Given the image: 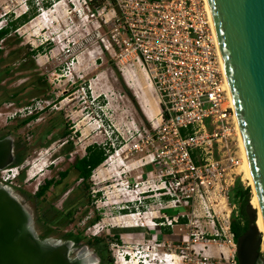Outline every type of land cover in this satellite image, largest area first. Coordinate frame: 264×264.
<instances>
[{
	"label": "rangeland",
	"instance_id": "374dc122",
	"mask_svg": "<svg viewBox=\"0 0 264 264\" xmlns=\"http://www.w3.org/2000/svg\"><path fill=\"white\" fill-rule=\"evenodd\" d=\"M28 1L34 16L0 40V69L9 67L0 77V111L47 106L24 124H19L23 118L19 115L6 120L0 116V136L8 135L24 147V167L15 180L18 186L9 187L26 198L35 233L59 239L70 232L73 241L86 242L93 236L87 229L93 226L99 242L88 245V250L101 248L110 256V264H114L112 254L126 252L129 264L134 260L136 264H161L168 255L163 264H231L234 242L228 231L218 226L214 231L206 218L198 216V210L182 201L173 204L162 195L157 198L158 170L151 164L141 165L140 159L154 151L156 142L143 152L127 149L129 144L141 143L139 133L149 127L142 108L154 114L155 96L141 72L126 83L106 52L105 11L92 16L101 0H0V26L8 14L25 11ZM38 46L42 48L29 54ZM29 81L39 86L33 88ZM105 142L111 149L105 150L106 161L86 181H80L70 169L71 163L85 146L106 148ZM242 165L235 169V179L250 191ZM64 169L68 172L59 184L51 185L41 197H33L36 183L57 179V172ZM63 184L68 189L61 191ZM75 188H81L84 202L71 207L68 223L57 227L36 220L49 207L64 213L62 202ZM93 190L98 196L89 204ZM181 214L184 221L178 219ZM131 228L141 229L121 231ZM116 230L119 234L112 235ZM208 231L215 235L199 234ZM259 253L264 262L262 245Z\"/></svg>",
	"mask_w": 264,
	"mask_h": 264
},
{
	"label": "built area",
	"instance_id": "2783aa9c",
	"mask_svg": "<svg viewBox=\"0 0 264 264\" xmlns=\"http://www.w3.org/2000/svg\"><path fill=\"white\" fill-rule=\"evenodd\" d=\"M103 11L104 48L123 80L128 83L141 72L155 96L156 112L146 119L149 127L139 133L141 143L127 149L143 152L155 141L154 151L140 159L141 165L158 170L157 198L162 195L173 204L182 201L198 210L214 231L217 226L228 231L235 213L228 191L241 164L240 149L206 0H101L92 16ZM46 106L25 105L11 113L0 111V116L26 118ZM23 167L22 160L0 169V183L18 186L15 180ZM93 228L87 230L94 236ZM125 256L127 252L112 254L113 263L127 264Z\"/></svg>",
	"mask_w": 264,
	"mask_h": 264
},
{
	"label": "water",
	"instance_id": "95a60500",
	"mask_svg": "<svg viewBox=\"0 0 264 264\" xmlns=\"http://www.w3.org/2000/svg\"><path fill=\"white\" fill-rule=\"evenodd\" d=\"M206 3L264 231V0ZM12 162L13 140L5 135L0 137V169ZM243 212L246 229L235 238L234 253L236 264H251L261 233L249 199ZM31 223L30 210L0 183V264H96L92 254L71 258L68 239L39 238Z\"/></svg>",
	"mask_w": 264,
	"mask_h": 264
},
{
	"label": "trees",
	"instance_id": "16d2710c",
	"mask_svg": "<svg viewBox=\"0 0 264 264\" xmlns=\"http://www.w3.org/2000/svg\"><path fill=\"white\" fill-rule=\"evenodd\" d=\"M31 3V4H30ZM45 3V2H44ZM26 6V10L17 14L12 15L8 14L4 18V23L0 26V40L4 41L6 37L9 35V33L13 32L17 29L20 25L26 23L29 21L33 16V6L32 2L28 1ZM43 5V1L41 3ZM45 5V4H44ZM42 46H38L36 49H30L29 54H34L35 51H38L41 49ZM9 67H4L0 69V77L7 73ZM27 84H31L33 88L38 87L39 85L36 84L34 81H29ZM35 117V114H32L26 118H23L19 121V124H24L27 121L33 119ZM49 131V128L46 129L42 135L47 134ZM64 132H61L63 134ZM106 148L100 145H87L85 146L84 150L86 152V156L76 158L70 165V169L75 171L76 177L80 181H86L91 171L97 166H100L106 161V152L110 151L109 145L105 142L104 143ZM106 150V152H105ZM24 153V147L21 143H19L18 140L13 141V162L12 164H16L21 161ZM105 159V160H104ZM103 161V162H102ZM96 167V168H97ZM68 170L64 169L62 171L57 172V179L47 178L44 179L41 184H39L36 188V190L33 192V197L38 198L41 197L45 191L51 186V185H57L60 183V181L65 178L67 175ZM83 185V184H82ZM87 186V184L83 185V187ZM86 188V187H85ZM68 189L66 187V184H63L60 188L61 191H64ZM68 196H66L65 200L63 201V206L65 208L64 213H60L58 211H55L53 208L49 207V209H43L40 212V215L37 216V221H39L42 224H53L57 227L63 226L66 223H68L72 219V206L74 204L82 203L84 202L83 194L81 193V188H75L68 192ZM251 193V195H250ZM250 196V198H249ZM252 198V190L248 186H242L240 184V181L238 178H236L233 182V185L229 188L228 191V201L230 203H233L235 205V213L232 212L230 215V221H229V230L232 233V240L235 239L236 235L241 232L245 225H243V221L245 223V216L243 213V206L244 204ZM49 212V213H46ZM48 215V217L46 216ZM96 218V217H95ZM178 218V217H177ZM179 221H184L182 217L178 218ZM50 231V230H49ZM41 237V236H40ZM45 237V236H43ZM61 240L70 239L73 240L72 234L70 232H66L62 234V236L59 238ZM117 239V238H115ZM76 241V240H75ZM99 242V238L97 236H91V240L86 239V243L90 246L95 245ZM101 249V248H100Z\"/></svg>",
	"mask_w": 264,
	"mask_h": 264
},
{
	"label": "flooded vegetation",
	"instance_id": "af4514ba",
	"mask_svg": "<svg viewBox=\"0 0 264 264\" xmlns=\"http://www.w3.org/2000/svg\"><path fill=\"white\" fill-rule=\"evenodd\" d=\"M0 137H2V136H0ZM84 156H86V152L85 151L83 152V154L80 157H84ZM80 157H78V158H80ZM14 195H15L16 199L19 201V203L21 205H23L24 207H27V205L24 204V201H25L26 198H23L21 196V194L18 193V192H15ZM97 196H98L97 192L93 190V192L91 193V195L89 196V199H88L89 200V204L94 203L96 201V199H97ZM46 209H49V208H46ZM30 213H31V210H30ZM95 214L98 215V213H95ZM244 216H245V214H244ZM93 217L95 218L96 216H93ZM31 221H32L31 224H32V227H33V230H34V220H33V217H32V213H31ZM243 225H245L244 229L241 232H239L236 235V237L238 235H240L246 229V217H245V223L243 221ZM134 229H138L139 230L141 228L121 229V231L131 232ZM118 230H116V233H113L112 235L119 234ZM228 232L230 233L231 241L234 242V246H235V239L232 240V233L230 232L229 228H228ZM145 233H147V232H145ZM37 236L39 238H45L43 236L42 237H40L39 235H37ZM68 240H70V239H68ZM70 241L72 242L70 250H69V256L71 258H74V257H80V258L81 257H88V255L92 254V256L96 259V264H110L111 258H110V256L107 255V253H105L104 250L99 248L97 251L96 250L95 251L94 250L89 251L88 250V244H86V242L73 241V240H70ZM262 247H263V243H262ZM84 249L88 250V254L84 253L85 252ZM256 250H257V255L254 257V259H253L251 264H264V262L260 258V253H259L260 252V244H259V246L257 247ZM233 258H234V264H236L237 262H236V258H235V253L233 254Z\"/></svg>",
	"mask_w": 264,
	"mask_h": 264
},
{
	"label": "bare ground",
	"instance_id": "6f19581e",
	"mask_svg": "<svg viewBox=\"0 0 264 264\" xmlns=\"http://www.w3.org/2000/svg\"><path fill=\"white\" fill-rule=\"evenodd\" d=\"M231 105H232V101H231ZM142 111H143L144 115L146 116V118L149 119V117L151 115L150 111H148V110H146L144 108H142ZM235 124H236V119H235ZM235 126H236L237 133H238V143H239V149H240V160H241V164L243 163L241 171H242L244 177L249 181V186L252 189V195L253 196L249 200V203L256 210V221H255V224L257 226L258 231L261 233V244H260V248H261L262 243H263V247H264L263 226H262L261 218H260L259 211H258V208H257L256 197H255V193L253 191V187H252V184H251V178H250V174H249V169H248L247 162H246V159H245V156H244V151H243V147H242V143H241V138H240V135H239V132H238L237 124ZM108 162H110V161H108ZM168 256H165V259L163 260V262L161 264L165 263V261L168 259ZM130 262L131 261H128L127 263L129 264ZM136 263H137V261L134 260V264H136Z\"/></svg>",
	"mask_w": 264,
	"mask_h": 264
}]
</instances>
